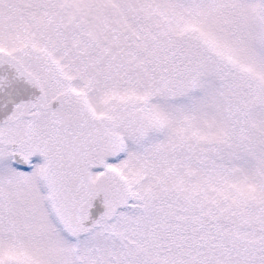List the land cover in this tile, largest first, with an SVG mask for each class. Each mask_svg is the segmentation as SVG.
Wrapping results in <instances>:
<instances>
[{
  "label": "snow or ice",
  "instance_id": "obj_1",
  "mask_svg": "<svg viewBox=\"0 0 264 264\" xmlns=\"http://www.w3.org/2000/svg\"><path fill=\"white\" fill-rule=\"evenodd\" d=\"M0 264H264V0H0Z\"/></svg>",
  "mask_w": 264,
  "mask_h": 264
}]
</instances>
